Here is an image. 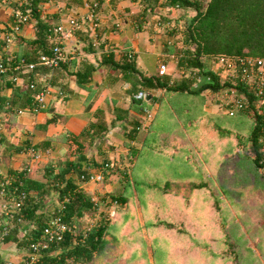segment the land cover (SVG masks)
I'll list each match as a JSON object with an SVG mask.
<instances>
[{
    "label": "crops",
    "instance_id": "0c3cea01",
    "mask_svg": "<svg viewBox=\"0 0 264 264\" xmlns=\"http://www.w3.org/2000/svg\"><path fill=\"white\" fill-rule=\"evenodd\" d=\"M94 1L92 0V5ZM26 2L28 0H0V54L6 55V60L17 72L13 83L4 87L1 93L10 97L16 85L20 86V89L27 88L29 79L36 81L37 88L49 83V92L46 94V106L39 110L22 103V100H27L24 95L18 97L15 109L19 108L22 111L15 110L10 126L1 122L4 112H0V166L15 172L29 165L30 170L26 178L45 182L47 178L44 166L49 157L55 164L62 151L75 147L74 142L70 144L67 140L56 137L69 133L79 134L82 128L89 127L100 117L104 121V129L87 147L88 161H83L82 164L85 163V169L97 173L100 164L105 160L103 157L107 155V160H111V166L106 171L99 172L95 181H78L75 170H71L68 175L75 178L80 188L90 196L106 195V198H110L117 183L124 177V171L128 170L126 168L134 155L146 142L153 125V123L149 125L150 120L157 112L152 113L147 126L139 128L130 138L132 124L137 119L144 120L145 115L132 101L134 91L131 90V80L134 74L123 71L116 64L119 63L122 54L128 53L134 57L138 70L154 72L166 59L163 58L162 46L168 38L163 30L168 28L162 27L161 30L157 23L161 18L157 17L169 20L167 15L170 14L168 18L175 19L182 11L161 3L154 13L144 15L141 14L143 7L140 0H99L96 9L92 10V5L87 0H81L79 3L71 0H40L38 3L40 18L51 24L47 33L48 52L52 43L49 35L56 34L54 28L61 24L63 26L61 43L69 57L62 65L54 68L37 63L33 70L23 66L14 69L15 65L20 63V59H25L21 56L24 52L33 55L32 58L35 59L30 60L33 62L37 61L41 54L48 53L43 52L40 43L32 41L37 33V17L29 10L28 19L22 22L18 29H12L13 10L17 8L15 5L19 7L26 5ZM67 3L72 5L68 6ZM70 18H75L77 24L71 27ZM16 52L19 56H16ZM166 62L165 72L178 77L176 71L172 69L170 59ZM76 74L81 77L84 84L77 83ZM30 91L32 96L33 90ZM148 94L151 106H158L157 96H165L163 89H155L152 93L148 91ZM45 138L50 139L49 146L41 153L38 152L37 158H31L24 148L26 143L38 145ZM130 144L131 148L137 150L135 154L127 155L131 157V161L125 155ZM125 148L126 152L123 150ZM70 158H73V155ZM30 192L35 194V190ZM44 197L43 210L52 214L57 193L49 189ZM117 206L119 205L103 208L106 212L115 211L113 217H109L108 220L115 217ZM40 210L41 208H38L37 212ZM95 215L97 220H100L101 215L98 212L86 215L85 218L93 216L94 219ZM30 226L31 223L28 222L26 228L29 229ZM25 246L26 244L0 239V264L9 260L13 262L20 260Z\"/></svg>",
    "mask_w": 264,
    "mask_h": 264
},
{
    "label": "rangeland",
    "instance_id": "374dc122",
    "mask_svg": "<svg viewBox=\"0 0 264 264\" xmlns=\"http://www.w3.org/2000/svg\"><path fill=\"white\" fill-rule=\"evenodd\" d=\"M211 90L176 95L173 110L164 98L158 111L151 106L149 136L115 187L125 198L108 226L120 242L109 264H264V177L248 138L254 120L229 115ZM182 179L196 184L188 196L163 188Z\"/></svg>",
    "mask_w": 264,
    "mask_h": 264
},
{
    "label": "trees",
    "instance_id": "16d2710c",
    "mask_svg": "<svg viewBox=\"0 0 264 264\" xmlns=\"http://www.w3.org/2000/svg\"><path fill=\"white\" fill-rule=\"evenodd\" d=\"M39 1L28 0L25 3L26 5L15 6L17 7L16 9L25 10L27 8L32 15L37 17V33L32 41L40 43L43 47V52H48L49 39L47 33L51 24L40 18ZM71 1L81 2V0ZM87 2L92 5V0H87ZM140 3L143 7L141 14L144 15L154 13L156 7L161 3L179 8L182 11V14L175 17L173 25H171V18L167 16L170 23L165 28H168L169 33L162 46L163 58H166L165 62L170 59L171 53L177 55V67L182 66L184 68L182 74H178V71H176L175 74L178 77H173L166 72L160 73L159 67L152 73L142 72L137 69L134 57L128 53L122 54L119 63L116 64L123 71H129L134 74V78H131V90L134 93L140 89H147L151 93L155 89L164 90L165 96H157V111L160 101L164 99L168 100V108L173 110L172 103L178 99L175 97L176 95L182 93L203 95L202 90L204 88L214 90L220 85L218 73L209 66L206 67L208 57L218 54H252L257 56L264 54V0H164V2H161V0H140ZM70 5L72 3L68 4V6ZM12 23H14V20ZM179 25H182L180 29L181 36L174 38L175 34L178 33ZM12 29L14 28L12 27ZM177 39L180 40L181 44L177 42ZM16 56H19L18 53ZM21 56H24L27 61L35 59L32 58L33 55L26 52L22 53ZM0 59L8 67L6 71L0 73V112H4L1 122H5L10 126L12 125L15 112L19 109H15L18 104V97L24 95L27 100H22V103L31 108L33 96H31V89L28 84L25 89H20V86L16 85L10 97L1 93L4 87L13 83V78L17 76V72L12 69V64L6 60L5 54H0ZM189 70L195 71L194 76L190 74ZM76 76L77 83L84 84L81 77L78 74ZM200 76L201 79L199 80L198 77ZM206 77H209V80ZM171 79L172 82H170ZM134 93L132 101L140 107V110H142V105L151 106V98L141 104L140 99L136 98ZM250 109V106H246L240 112L249 113L254 120V125L248 138L256 163L257 138L261 132L262 119L258 112L253 113ZM200 111H204V109L202 108ZM141 123L140 119L134 121L130 128V138L135 135L139 128L144 127ZM103 129L104 121L99 117L89 127L82 128L79 134L69 133L56 137V139L67 140L70 144L74 142L75 147L62 151L60 156L57 157L55 164L52 163L49 157L44 166V174L47 178L45 182L24 177V187L29 192L35 190V194L33 195L30 192L29 198L24 203V207L21 210L24 215L23 221H16L17 213L10 215L6 210L0 212V227L10 225L2 241L27 244L31 239H35L38 236L43 226L47 224L54 214V210L52 214L43 210L45 204L44 195L47 194L49 189L57 193L55 208L58 206L59 200L63 199L64 196H68V200L65 201L63 217L69 224L76 223L79 228L87 220V217L85 218L86 215L95 214L97 207L92 205L91 196L82 190L75 178L69 176L68 173L71 170H75L78 181L81 173L86 175L91 173L84 168L85 163L82 164V162L88 161L86 156L87 147L97 136L102 134ZM49 140V138H45L42 143L33 147L37 152L41 153L45 147L49 146ZM28 145L27 142L25 146L27 147ZM25 146L24 148H26ZM128 147V151L125 153L126 156L137 152L135 148H131V144ZM71 155H73V158H70ZM103 158L105 160L102 161L100 166H103L104 172L111 166V160H107V155ZM127 158L131 161V157L127 156ZM105 163L107 165H104ZM5 170L10 172L9 169ZM124 173L126 175L127 171H124ZM12 185L13 182L6 184V192L12 190ZM195 185L194 182L185 179L168 180L164 183L163 188L178 195L188 196ZM112 195L111 197L116 198L119 203L113 204L110 200H106L103 208L116 207V205H121L124 202L125 197L121 193ZM101 197L106 198L107 196L101 195ZM38 208H41L40 212H37ZM100 215L99 222L92 228L83 243L71 245L70 237L67 235L64 241L57 244V249H61V251L56 252L55 248L53 251L50 250L51 253L47 252L45 254L41 264H60L65 260V256H74L76 258L85 256L91 260V264H109L107 259L111 255L118 254L120 242L116 235L108 229V223L112 220L108 219L113 217V215L108 216L109 214L104 210L100 212ZM28 222L31 223L29 229L26 228ZM68 264L72 263L69 262Z\"/></svg>",
    "mask_w": 264,
    "mask_h": 264
},
{
    "label": "built area",
    "instance_id": "2783aa9c",
    "mask_svg": "<svg viewBox=\"0 0 264 264\" xmlns=\"http://www.w3.org/2000/svg\"><path fill=\"white\" fill-rule=\"evenodd\" d=\"M99 0H95L92 9L98 5ZM28 9H14L13 10V28L18 29L22 22L28 19ZM71 27L77 24L75 18H70L69 20ZM161 20L158 21L160 25ZM169 22H166V25ZM63 26L61 24L54 28L56 34H50L51 48L50 52L43 53L39 56L37 61H26L24 58L20 59V63L16 64L14 69L20 66L26 67L29 70H33L37 63L42 64L48 68H54L64 63L68 59V54L65 51L61 37L63 36ZM69 28L68 31H70ZM67 35V33H66ZM9 41L10 38H7ZM213 67L210 65L214 71L218 73L220 85L214 89L217 104L226 108V112L229 115H234L237 111L244 110L245 107L250 106V110L253 113L258 112L261 119V132L257 138V168L261 175L264 177V54L263 55H229V54H218L208 57ZM170 61L175 62L174 70L178 71V74H182L184 68L182 66L177 67V55L174 53L170 54ZM178 68V70H177ZM8 69L7 65L0 59V73ZM167 70V62L162 61L159 64V72L163 73ZM190 74L194 76L195 71H190ZM199 80L201 76L198 77ZM209 77H206L207 80ZM15 79V77L13 78ZM172 82V79L170 80ZM29 87L33 90V105L34 110L42 109L46 106V94L49 92V83L43 84L37 88L36 81L34 79H29ZM134 96L140 99L141 104L143 101L148 100V91L144 89L138 90L134 93ZM214 98V99H215ZM142 114L145 115L144 120H142V126H147L148 120L152 116L151 108L147 105H142ZM18 109L17 112H21ZM26 152L31 158H37L38 152L35 148L29 144L25 148ZM104 165H107L105 163ZM30 166L18 169L17 171L8 172L0 166V208L1 212L5 210L10 215L17 213L16 221H23V212L21 211L24 207V203L29 198L30 192L24 187V177L29 172ZM21 172V173H20ZM99 172H103V166L99 167L98 172H91L86 175L81 173L79 178L81 181H95ZM13 182L12 190L6 192V184ZM92 205L97 207L96 213H100L103 210V204L106 200H110L113 204H118L116 198H103L99 196H91ZM68 200V196H64L63 199L58 201V206L54 209V214L51 219L43 226L42 230L35 239H31L25 246L24 254L21 259L17 262L6 261L2 264H41L43 263V258L47 252L53 251L55 248L56 252L57 244L64 241L68 235L71 240V245L83 243L88 237L89 232L98 223L97 217L95 215L88 216L87 220L79 226L76 223L69 224L63 217V210L65 208V201ZM11 204V205H10ZM10 205V206H9ZM109 215H114V210H109L107 212ZM97 220V221H96ZM10 226V225H9ZM9 226H3L0 232V239H3L4 235L7 234ZM91 264V260L88 257L80 256H65L60 264ZM58 264V263H57Z\"/></svg>",
    "mask_w": 264,
    "mask_h": 264
},
{
    "label": "water",
    "instance_id": "95a60500",
    "mask_svg": "<svg viewBox=\"0 0 264 264\" xmlns=\"http://www.w3.org/2000/svg\"><path fill=\"white\" fill-rule=\"evenodd\" d=\"M147 98H149V94H148ZM59 251H61V249Z\"/></svg>",
    "mask_w": 264,
    "mask_h": 264
}]
</instances>
